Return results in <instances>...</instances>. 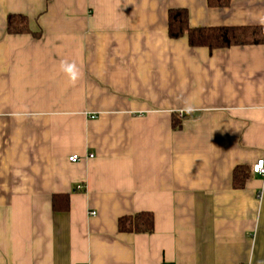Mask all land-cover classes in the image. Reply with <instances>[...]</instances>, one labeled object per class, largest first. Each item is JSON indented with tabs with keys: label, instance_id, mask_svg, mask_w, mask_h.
Returning a JSON list of instances; mask_svg holds the SVG:
<instances>
[{
	"label": "crops",
	"instance_id": "1",
	"mask_svg": "<svg viewBox=\"0 0 264 264\" xmlns=\"http://www.w3.org/2000/svg\"><path fill=\"white\" fill-rule=\"evenodd\" d=\"M173 9L264 27V0H0V264H264V44L192 48Z\"/></svg>",
	"mask_w": 264,
	"mask_h": 264
},
{
	"label": "trees",
	"instance_id": "2",
	"mask_svg": "<svg viewBox=\"0 0 264 264\" xmlns=\"http://www.w3.org/2000/svg\"><path fill=\"white\" fill-rule=\"evenodd\" d=\"M232 0H208L212 8H227ZM7 32L12 35L30 33L29 21L26 17L10 15L7 20ZM168 35L178 40L187 37L192 48H207L210 51L230 49L237 46L264 44V27H211L192 28L189 23V13L185 9L169 11ZM179 123H174L178 128ZM251 171L247 167H238L234 171V188H243L250 178ZM55 211L69 209L68 196H57L53 199ZM154 216L152 213H139L119 219L118 229L121 233L151 234L154 232Z\"/></svg>",
	"mask_w": 264,
	"mask_h": 264
},
{
	"label": "clouds",
	"instance_id": "3",
	"mask_svg": "<svg viewBox=\"0 0 264 264\" xmlns=\"http://www.w3.org/2000/svg\"><path fill=\"white\" fill-rule=\"evenodd\" d=\"M60 68L61 70L67 74L69 80L72 83H75L79 80L80 76H81V71L79 69V67L77 66V64L73 61L71 63H69L67 60L61 61L60 63ZM194 107L192 106H186L183 111H186L188 113H191L192 111H194Z\"/></svg>",
	"mask_w": 264,
	"mask_h": 264
},
{
	"label": "built area",
	"instance_id": "4",
	"mask_svg": "<svg viewBox=\"0 0 264 264\" xmlns=\"http://www.w3.org/2000/svg\"><path fill=\"white\" fill-rule=\"evenodd\" d=\"M93 156H90V158H92ZM71 162L76 163L78 162L80 159L78 156H73L70 157L69 159ZM253 173L259 176L264 177V160H260L258 161L254 166H253ZM92 215H95V213H92Z\"/></svg>",
	"mask_w": 264,
	"mask_h": 264
}]
</instances>
